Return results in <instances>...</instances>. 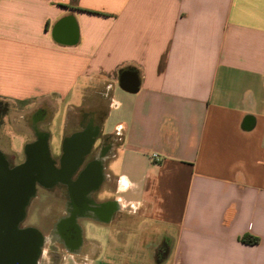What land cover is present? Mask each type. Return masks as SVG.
<instances>
[{"label":"crops","instance_id":"obj_1","mask_svg":"<svg viewBox=\"0 0 264 264\" xmlns=\"http://www.w3.org/2000/svg\"><path fill=\"white\" fill-rule=\"evenodd\" d=\"M0 99L101 115L79 245L36 263L264 264V0H0Z\"/></svg>","mask_w":264,"mask_h":264},{"label":"flooded vegetation","instance_id":"obj_2","mask_svg":"<svg viewBox=\"0 0 264 264\" xmlns=\"http://www.w3.org/2000/svg\"><path fill=\"white\" fill-rule=\"evenodd\" d=\"M31 117L34 138L25 147L24 160L16 162L13 156L2 152L6 172H15L16 177L12 186L0 187V222L15 221L18 228L39 230L21 225L28 209L37 201L38 207L51 214L55 235L65 246L77 248L80 230L76 220L82 208L95 203L88 194L98 187L103 175L101 157L106 146L102 145L99 132L101 115L98 111L81 113L76 127L65 134L58 156L50 153L49 134L40 128V123L50 117L48 109L40 106ZM54 193L60 195L58 200L52 196ZM60 211L64 217L58 220Z\"/></svg>","mask_w":264,"mask_h":264},{"label":"rangeland","instance_id":"obj_3","mask_svg":"<svg viewBox=\"0 0 264 264\" xmlns=\"http://www.w3.org/2000/svg\"><path fill=\"white\" fill-rule=\"evenodd\" d=\"M5 104L7 105V111L0 115V150L8 156H13L16 162H21L25 158V147L27 143L34 138V133L30 125L33 120L31 117L33 111L30 109L34 108V105H20L5 99H0V109ZM65 117L66 113L63 107H60L50 115L48 120L40 123V128L49 134L48 145L50 153L53 156L61 154L65 134L76 127L73 125L66 128ZM28 169L26 168V170ZM52 196L57 197V200L60 197L58 193H54ZM38 205L37 201L32 204L21 225L35 226L44 235L38 255L39 259L45 252L50 254L58 248H63L64 243L53 231L54 222L51 214L47 212L48 209L40 208Z\"/></svg>","mask_w":264,"mask_h":264},{"label":"water","instance_id":"obj_4","mask_svg":"<svg viewBox=\"0 0 264 264\" xmlns=\"http://www.w3.org/2000/svg\"><path fill=\"white\" fill-rule=\"evenodd\" d=\"M14 177L15 172H6L3 153L0 151V187L12 186ZM43 239V235L35 228H18L15 221L0 222V264H36Z\"/></svg>","mask_w":264,"mask_h":264},{"label":"trees","instance_id":"obj_5","mask_svg":"<svg viewBox=\"0 0 264 264\" xmlns=\"http://www.w3.org/2000/svg\"><path fill=\"white\" fill-rule=\"evenodd\" d=\"M6 111H7V105L5 104V105H4L3 107H1V109H0V115L6 113ZM242 239H243L244 241H248V242L254 241L253 237H251V236H243Z\"/></svg>","mask_w":264,"mask_h":264},{"label":"built area","instance_id":"obj_6","mask_svg":"<svg viewBox=\"0 0 264 264\" xmlns=\"http://www.w3.org/2000/svg\"><path fill=\"white\" fill-rule=\"evenodd\" d=\"M152 156H153L156 160H159V156H158L156 153H154Z\"/></svg>","mask_w":264,"mask_h":264}]
</instances>
